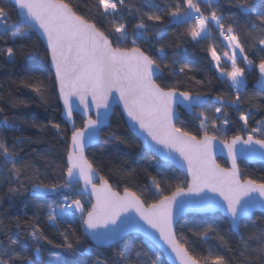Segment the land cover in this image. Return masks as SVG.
Returning <instances> with one entry per match:
<instances>
[{
    "label": "snow or ice",
    "instance_id": "6c2138e0",
    "mask_svg": "<svg viewBox=\"0 0 264 264\" xmlns=\"http://www.w3.org/2000/svg\"><path fill=\"white\" fill-rule=\"evenodd\" d=\"M219 0H217V3ZM18 9V17L31 30L38 27L46 37L47 48L50 52L51 63L54 66L55 84L58 89V98L63 100L64 112L68 120H72L74 112H80L87 117L83 128H76L75 122L71 130V147L67 154V181L63 184L45 185L33 182L40 179L39 169L35 165H28L33 175H24L18 165L23 163V157L17 152L10 150L4 140H0V162L4 165L11 164L7 175L0 177L3 180L13 182L12 192H18L24 186L23 180L31 183L33 198H43L48 194H55L61 198V203L55 207L49 206L48 218L52 226L57 223L71 224L75 219V213H81L83 224L94 235H102L106 242L111 244L117 264H141L143 246L147 241L141 242V248L133 253H128L123 248V233L131 229L143 231L146 236H151L149 229L155 230L162 240L179 259L180 264H200V260L191 255L189 250L177 239L179 221L176 215L182 213L187 205L215 206L219 203L215 196L208 193H215L222 198L225 211L231 218L234 228H241L247 231L244 218L253 214L256 207L264 211V182L258 183L254 179H242L237 166V156L244 154L245 149H238L237 145L248 146L249 154H252L251 146L259 145L264 149V138H256L255 134L260 133L264 137V126L254 127L244 139L241 135L233 137L231 142L221 141L224 149H227L229 158L232 161L230 169L221 168L213 158L214 141L216 135H209L207 117L203 113L200 127L204 130L202 138L192 135L181 127H177L174 121L179 120L175 108L183 106L191 110L194 106L203 103V97L197 93L195 96L189 91H181L177 87H164L158 81L165 78L162 64L168 59L163 48H159L155 55H149V50H142L139 43H147L149 25L143 18L135 25L131 33L126 23H117V18L122 15V10L127 8L126 0H97L95 9L103 20H108L109 26L103 27L98 21L90 22L84 15L78 12V6L66 0H13ZM149 11L142 15L147 21H153V26H158L164 17L159 12H167V7L160 8L145 0ZM208 4L212 0H207ZM237 8L247 17V39L256 43L258 50L264 51V7L259 9L237 3ZM155 11H152L153 8ZM173 11L169 14V23L190 22L192 27L190 35L193 40L204 38L209 32V24L214 22L219 29L220 35L228 42L227 47L231 49V55L225 53L231 61V69L226 75L231 82L230 87L237 90L236 99L230 102V106H239L240 90L246 85L245 69L238 65V55L248 67H257L260 77L258 85L264 89V59L258 65L245 54L244 44L241 42L238 33L230 24L225 31L222 23L223 17L218 16L215 10L208 15L201 11L200 3L197 0H177L172 5ZM184 9L181 11V9ZM129 14L136 15L128 9ZM9 15L4 7H0V39L10 35L15 40L27 33L15 30L16 25L9 23ZM23 26V25H21ZM103 28V30H102ZM164 33H159L162 38ZM131 37V39H130ZM131 43V48H124L125 43ZM247 42V40L245 41ZM238 50V52H237ZM13 47L6 49V59L15 62ZM211 57L219 67L220 57L216 50L211 49ZM179 62L173 59L172 64ZM190 66L185 64L179 68V73H184ZM27 86L33 87L42 97L45 95L44 81L39 79L34 72L25 69ZM170 76L178 75L175 67L169 69ZM117 93L119 101L132 121L138 125V134L145 135L147 148L153 155H145L142 159L149 164H155V170L160 179L151 177L154 199L148 203L141 199L136 192L124 187L123 194L117 191L103 175H100L93 164L85 156L86 145L98 142L101 138V126L107 123L111 115L109 103L113 93ZM78 100L76 103L72 98ZM90 98V99H89ZM221 107L216 108V113L221 114L222 108L228 104L221 98ZM96 111V119H92L89 113ZM103 110V112H101ZM103 117V119H101ZM240 121L243 127H248L249 116L241 114ZM229 121L223 120L222 126L212 127L217 133L224 131L223 125ZM4 128L15 129L14 123L4 119ZM59 132L60 125L53 124ZM150 138V139H149ZM119 139L114 134L106 138L108 142ZM123 142V141H122ZM23 143V141H18ZM166 150V151H165ZM173 153L187 163V179L183 185L178 184L170 195L163 194L162 165L153 160V156L159 154L165 160L175 159ZM78 177L83 180V189H75L73 185L79 183ZM135 177H129L130 183ZM99 183H96V181ZM87 193L93 198L90 207H87L80 199H71L72 195L82 196ZM255 194V195H254ZM86 211V216L84 215ZM139 218L138 220L136 218ZM143 222L141 224L140 222ZM117 226L109 229V226ZM143 225H147L144 228ZM103 229L101 233L99 230ZM193 234H199L201 239H211L210 233L214 234L215 229L209 225L203 232H199V226L193 225L188 229ZM31 239L36 242L34 251L40 252L39 240L41 235L38 228L29 233ZM221 239H223L221 237ZM251 239L255 241V247L247 245L241 253L244 259L254 258L264 264V230L254 231ZM65 247L69 250L73 244L67 242ZM17 241L10 240L8 247L0 248V264H17L21 260V253L17 251ZM26 264H32L26 261ZM96 264H105L98 257ZM205 264H229L224 256H209Z\"/></svg>",
    "mask_w": 264,
    "mask_h": 264
},
{
    "label": "trees",
    "instance_id": "16d2710c",
    "mask_svg": "<svg viewBox=\"0 0 264 264\" xmlns=\"http://www.w3.org/2000/svg\"><path fill=\"white\" fill-rule=\"evenodd\" d=\"M78 6V12L84 15L90 22L98 21L103 27H108L112 17L103 20L95 9L97 0H66ZM149 3L167 7V12H159L164 17L158 26H153L155 22L147 21L143 12L149 11L145 0H126L127 8L122 10V15L117 18V23H126L128 31L134 29L141 18L149 25L147 43H139L142 50H149L148 54L156 59V51L163 48L168 59L161 65L164 69L165 78L158 83L162 86L177 87L181 91H189L193 95L199 93L207 98L206 104L195 114L190 116L179 110L181 117L177 122V127L190 132L200 138L204 134L200 123L204 119L201 113L207 117L205 123L213 135L221 141H230L236 135L247 137L254 127L264 126V89L258 86L260 77L257 67H249L245 72L247 83L244 89L240 90L239 106H230V102L236 99L237 90L230 87L231 82L226 76L220 73L225 69V64L219 67L214 64L211 57V49H215L220 58L229 55L230 48L227 42L220 35L219 29L212 23L209 24L210 32L198 40H193L190 35L192 24L169 23V14L174 10L172 7L177 0H148ZM200 3L201 11L208 15L212 10L222 16V23L225 31L231 24L238 33L241 42L244 44L245 54L254 65H258L264 59V51H260L254 41L247 39V17L239 11L237 3H247L257 9L264 7V0H212L208 4L205 0H197ZM0 7H4L9 15V23L16 25L17 31L27 33L15 40L9 36L0 39V140H4L10 150L18 153V148L28 146L32 139L39 142L29 149L18 153L23 157V163L18 165L24 175H33L32 169L28 165H35L39 169L40 179L34 180L36 183L45 185L65 183L67 171L66 156L58 154V150L70 146L71 131L69 126L61 117V105L58 99L55 77L49 65V53L40 38L27 27L21 26L17 12L9 0H0ZM136 13L138 9L140 13ZM154 7L152 11H155ZM184 9L182 8L181 11ZM103 30V28H102ZM159 33H164L162 38H158ZM131 39V37H130ZM247 40V42H245ZM13 47L15 62H9L6 57V49ZM124 48H131V43H125ZM227 57V56H226ZM173 59L179 63L172 64ZM189 65L184 73H179V68ZM175 67L178 75L170 76L169 69ZM25 69L31 70L35 75L44 81L45 95L42 97L33 87L27 86ZM228 102L222 108V113H216V108L221 107V102ZM241 114L249 116L248 127H243L240 121ZM7 118L9 123L16 125L15 129L4 128L3 121ZM229 123L223 125L224 131L217 133L212 125L222 126L223 120ZM76 128H83L85 122L76 116ZM59 124V132L53 127ZM207 128V130H208ZM208 130V131H209ZM115 135L119 139L108 142L106 138ZM256 138H264L260 133L255 134ZM23 141V143H18ZM123 141V142H122ZM68 154V153H67ZM145 155H152L142 148L140 141L129 131L125 120L118 109L115 110L111 120V127L102 132L101 142L89 149L87 157L100 175L109 180V183L117 191L123 192L124 187L136 192L141 199L150 203L154 199H159V195H154L155 189L152 187L151 177L157 175L155 164H149L142 159ZM2 160V158H0ZM154 161L161 165L163 173L162 188L164 195H170L178 184L183 185L187 177L174 167L164 164L153 156ZM218 163L227 167L224 160ZM11 164L4 165L0 162V177L6 176ZM239 168L242 179H254L258 183L264 182V165L248 164L241 162ZM129 177H135L129 183ZM24 186L18 192L10 189L14 186L10 180H3L0 183V248L8 247L10 240L17 241V251L21 253V260L17 264H96L100 257L105 264H117L113 248L98 249L83 232V221L79 214L71 224L57 223L52 226L48 218L49 206L55 207L61 203V198L55 194H48L43 198H33L31 183L23 180ZM77 188V185L74 186ZM71 199L83 200L87 207L91 201L87 198L72 195ZM86 215V211L84 213ZM247 231L241 228L240 234H236L228 220L221 214L213 215H188L180 220L177 237L179 241L189 250V253L205 264L209 256H224L229 264H261L253 256L251 259H244L241 255L247 245L255 247V241L251 239L254 231L264 230V215L256 213L250 220L244 221ZM199 226V232H203L207 226L211 225L215 233L211 239H201L200 235L193 234L188 229L190 226ZM34 228H38L41 235L39 240L41 260L35 256L36 242L29 235ZM65 237L67 242L73 244L71 250L65 247ZM221 237L223 239H221ZM146 239L130 235L123 240V248L128 253H133L141 248V242ZM141 264H166L162 255L150 242L143 246Z\"/></svg>",
    "mask_w": 264,
    "mask_h": 264
},
{
    "label": "water",
    "instance_id": "95a60500",
    "mask_svg": "<svg viewBox=\"0 0 264 264\" xmlns=\"http://www.w3.org/2000/svg\"><path fill=\"white\" fill-rule=\"evenodd\" d=\"M10 3L14 6V8L16 9V12H18V9L16 8V6L13 3V0H9ZM18 16V14H17ZM19 23L20 25H23L24 27H27L26 24H24V22L21 20V18L18 17ZM42 41V43L44 44L45 48L47 49L48 53H49V65H50V69L54 75V66L51 63V59H50V52L47 48V41H46V37L43 36L42 31L38 29V27L31 29ZM57 94H58V89H57ZM195 96V95H193ZM203 97V96H202ZM59 99V98H58ZM76 103H78L77 98L73 97L72 98ZM90 99V98H89ZM207 98L203 97V103L201 105L198 106H194L191 110L186 109L183 106H177L175 108L176 112L179 115V119L181 117V113L179 110H182L183 112H185L187 115H194L196 110L201 109L207 102ZM60 105H61V117L62 119L66 122V124L69 126L70 131L72 130V124L73 122H75L76 124V116L80 117L84 122L87 119V117H84L80 112H74L73 113V117L72 120H68L65 112H64V105H63V100L59 99ZM109 103L111 105V115L110 118L108 120L107 123L102 124L101 126V136H102V132L105 129H108L111 127V120L113 118L114 112L116 109H118L120 111V113L122 114L125 123L129 129V131L131 132V134H133L141 143L142 148L145 150L147 148V144L145 143V135H141L138 134V125H136V123L134 121L131 120V118L127 115V112L124 110L123 108V103L119 101V96L117 93H113V96L110 98ZM101 112H103V110H101ZM89 115H91L92 119H96V111L93 108V110L89 113ZM101 119H103V117H101ZM177 125L178 120L174 121ZM203 135L200 137L202 138ZM244 139H246L247 137H243ZM150 139V138H149ZM199 139V138H198ZM232 140V139H231ZM228 141V142H231ZM101 142V138L98 142H95L93 144L90 145H86L85 148V156L87 157V153L89 151L90 148H92L93 146L98 145ZM215 147H214V152H213V158L215 159V162L221 167V168H225V169H230L232 167V161L228 156L227 153V149L223 148V145L221 144V140H219L217 138L216 141H214ZM71 147V140H70V146L68 151L70 150ZM238 149H245L244 154H239L237 156V166L239 168V164L241 162H245L248 164H263L264 165V149H261L259 145H252L251 146V150H252V154H249V150H248V146L246 145H237ZM166 151V150H165ZM149 153L152 154L151 151H147ZM153 155V154H152ZM173 156L176 157L174 160L173 159H169V160H165V158L163 156H160L159 154L155 155L154 157L158 158L161 162H163L164 164L170 165L172 167H174L176 170L182 172L187 179H190V177L187 175V163L182 161L177 154L173 153ZM224 160L227 163V167H223L221 166L218 161L219 160ZM66 165H67V156H66ZM68 167V165H67ZM240 170V168H239ZM241 173V171H240ZM241 178H242V174H241ZM79 180L78 177L74 178ZM67 181V176L65 175V182ZM96 183H99V181L97 180ZM77 185L76 189H83L84 184H83V180H79V183H75L73 185V187ZM121 194H123V192H120ZM209 196H215L216 200L219 201L218 204H216L215 206H199V205H187L185 206L184 210L182 213H179L176 215L175 219L178 220L180 222V220L188 215H198V216H203V215H213V214H221L223 217H225L228 222L231 225L232 230L236 233V234H240L241 229L237 230L234 228L233 224L231 223V218L229 216V214L225 211L224 207H222L221 205L223 204L222 198H220L219 196H217L215 193H208ZM255 195V194H254ZM79 197H83V198H87L89 199L91 202H93V198H90L89 195L87 193H84V195L79 196ZM256 213H260L264 215V211H262L259 207H256L253 211V214L250 215L249 217L244 218V221L246 220H250L254 217V215ZM86 216V215H85ZM137 220L139 219L138 217L136 218ZM243 221V222H244ZM141 224H143V222H140ZM144 228H147V225H143ZM116 228L117 230H119V228H117V226H109V229H113ZM101 233L104 231L103 229L99 230ZM83 232L84 234L89 238L90 242L98 249H108L111 246V244H109L108 242H106V240L104 239V237L102 235H94L92 233L91 230H88L86 228V226L83 224ZM149 232L151 233V236H146V234L143 231H138L135 229H131L129 231H126L123 233V240L130 236V235H137L140 236L144 239H146L148 242H150L151 245H153L155 247L156 250H158L160 252V254L162 255L164 261L166 264H180L179 259L176 257V254L162 241L159 239V234L155 232V230L149 229ZM178 239V237H177ZM179 240V239H178ZM35 256L37 258L38 261L41 260V252L36 253L35 252ZM202 264V263H200Z\"/></svg>",
    "mask_w": 264,
    "mask_h": 264
},
{
    "label": "rangeland",
    "instance_id": "374dc122",
    "mask_svg": "<svg viewBox=\"0 0 264 264\" xmlns=\"http://www.w3.org/2000/svg\"><path fill=\"white\" fill-rule=\"evenodd\" d=\"M207 1V0H206ZM213 24H214V22H212ZM211 23V24H212ZM214 64L217 66V64H216V62L214 61ZM220 64H225V69L220 73L221 75H223V76H226L227 77V75H226V73H227V71H230V69H231V61L230 60H228V58L225 56L224 58H220ZM219 64V65H220ZM238 65L240 66V67H242V68H244L245 69V71L249 68L247 65H246V62H244L243 60H242V58L241 57H239V55H238ZM244 79L246 80V83H247V75H246V72H245V76H244ZM259 86V85H258ZM260 87V86H259ZM208 128V127H207ZM208 130H209V128H208ZM207 130V131H208ZM208 134L209 135H213V132L212 131H208ZM37 142H39L38 141V139H31L29 142H28V146H26V147H24V149L23 148H18V153H20V152H22L23 150H29V149H31V148H33L36 144H37ZM68 147H66V148H61V149H59L58 150V154L59 155H61V156H66L67 155V153H68ZM82 201V203H83V200H81ZM76 214H79L80 216H81V213L80 212H76L75 213V215Z\"/></svg>",
    "mask_w": 264,
    "mask_h": 264
},
{
    "label": "crops",
    "instance_id": "0c3cea01",
    "mask_svg": "<svg viewBox=\"0 0 264 264\" xmlns=\"http://www.w3.org/2000/svg\"><path fill=\"white\" fill-rule=\"evenodd\" d=\"M205 1H206V0H205ZM214 25H215V24H214ZM237 52H238V50H237ZM229 55H231V49L229 50ZM224 57H225V56H224ZM224 57H223V58H224Z\"/></svg>",
    "mask_w": 264,
    "mask_h": 264
},
{
    "label": "built area",
    "instance_id": "2783aa9c",
    "mask_svg": "<svg viewBox=\"0 0 264 264\" xmlns=\"http://www.w3.org/2000/svg\"><path fill=\"white\" fill-rule=\"evenodd\" d=\"M225 41V40H224ZM225 42H227V41H225ZM228 43V42H227Z\"/></svg>",
    "mask_w": 264,
    "mask_h": 264
}]
</instances>
